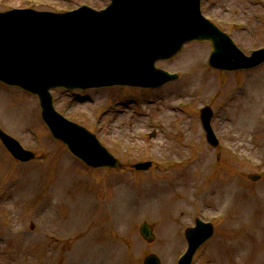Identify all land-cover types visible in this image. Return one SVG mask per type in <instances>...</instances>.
<instances>
[{
    "label": "rangeland",
    "instance_id": "obj_1",
    "mask_svg": "<svg viewBox=\"0 0 264 264\" xmlns=\"http://www.w3.org/2000/svg\"><path fill=\"white\" fill-rule=\"evenodd\" d=\"M110 4V0H0V12L66 13L83 6L100 11ZM202 14L247 56L264 47V0H203ZM191 52L202 62L196 77L199 69L195 70ZM211 53L209 42L192 43L174 60L158 63L157 68L178 72L181 78L157 91L53 92L56 110L95 134L122 163L120 171L84 166L52 138L36 97L0 84V101L23 112L14 120L0 114V129L37 155L28 164L16 162L0 141V264H143L150 254L159 256L161 264H178L187 249L184 232L197 219L212 222L215 234L193 264H264V233L256 227L264 225V65L253 71H216L208 64ZM205 106L214 112L218 148L206 142L200 120ZM247 108L255 116L244 114ZM145 162L153 164L149 171L133 169ZM205 162L206 170L196 167ZM174 175L192 181L184 200L203 194L205 201L196 205L186 201L166 228L159 216L141 214L136 199L169 183ZM256 175L262 178L251 182L249 176ZM90 192L104 206L102 224L85 211ZM135 209V215L128 216L131 232L125 233L117 227L128 218L122 213L133 214ZM69 216L75 219L72 225L66 222ZM112 216L117 225L103 229L93 239L99 248L91 246L89 255L82 257V234L102 227ZM86 217L91 221L80 228L77 220ZM144 222L154 228L153 244L140 236Z\"/></svg>",
    "mask_w": 264,
    "mask_h": 264
},
{
    "label": "water",
    "instance_id": "obj_2",
    "mask_svg": "<svg viewBox=\"0 0 264 264\" xmlns=\"http://www.w3.org/2000/svg\"><path fill=\"white\" fill-rule=\"evenodd\" d=\"M112 1L109 9L100 13L86 7L63 15L31 10L0 13V81L37 95L42 118L54 138L95 169H119L120 164L94 136L54 111L51 89L160 87L176 77L156 69L155 63L172 59L193 41L212 42L209 62L217 70H249L264 63L258 53L244 57L230 39L203 19L201 0ZM211 117L212 112L206 109L202 121L208 142L216 146ZM83 136L92 143L81 144ZM0 138L17 160L34 159V154L1 130ZM150 167L143 164L136 169ZM141 234L148 241L154 240L147 224ZM212 234V226L197 221V227L186 232L189 251L179 264H191L194 253ZM145 264L160 263L150 256Z\"/></svg>",
    "mask_w": 264,
    "mask_h": 264
},
{
    "label": "bare ground",
    "instance_id": "obj_3",
    "mask_svg": "<svg viewBox=\"0 0 264 264\" xmlns=\"http://www.w3.org/2000/svg\"><path fill=\"white\" fill-rule=\"evenodd\" d=\"M200 8H202L201 2H200ZM235 47L239 51V48L237 46H235ZM262 51L263 50H261L256 56H263L264 57V51L263 52ZM189 54L193 55L192 52ZM192 62L194 64H196L195 70L197 68L199 69L198 72L196 73V75L193 74V76L196 77L197 75H200V73L202 72L201 71L202 69H200V67L202 66V65L200 66V64L202 63L200 56H194L193 55L192 56ZM263 65H264V63L261 64V66H257L251 70L252 71L256 70V69L262 67ZM240 71H243V70L239 69V70H234L231 72L235 73V72H240ZM253 102L255 103V98L253 99ZM8 105H9L8 103L5 105V102L0 101V109H1L0 114H1V116H4L3 119L7 116L8 117L10 116L9 119L14 120V118L18 117L20 114L23 115L22 114L23 112H20L21 108H18V107L10 108L9 107L10 105L9 106ZM245 110L246 111H244V114L251 112V110H249L248 108ZM251 113H253V115L255 116L254 111ZM87 133H89V132H87ZM90 135H92V134H90ZM87 136H85V137L83 136L82 143L80 140H79V143L91 144L92 142L89 141ZM195 164H197V163H195ZM191 165H193V164H191ZM208 166H209V163L205 162L203 165H202V163H198V166H196V167H202L204 170H206V168H208ZM119 170H116V171H119ZM176 177L177 176H175V178L172 181H170L169 183H167V184L164 183L163 185H160L155 191H153V192L149 191V193L147 195H144L143 199H138V198L136 199L137 203L139 204V212L141 214H144V215L146 214L148 216H153V217L159 216L160 219H163L164 225H167L166 228H168L171 223H174L173 222L174 219H172V217L174 215L182 213V210L180 208L182 207L183 204L187 203L186 201H188V200H184L186 198V196L188 195V193H186V190H187L186 185H188V184L192 185L191 179L187 180L188 178H181V177L176 178ZM76 179L78 180V181L77 180L76 181L79 182L78 177H76ZM183 185H185V186H183ZM191 190L194 191L195 187L190 188V192H191ZM58 194H59V196H62V193L60 191L58 192ZM88 194H87V198H86L85 204H84L85 211H87V216L92 217V215H94L96 218H98L97 221H99L102 218V214L105 212L104 206L100 205L99 203H97L95 201L96 197H95L94 193L90 192ZM125 195H128V194H125ZM119 200H120V198H118V201ZM204 201H205V198H204L203 194H199L196 196L194 194L193 200L188 201V202H190L191 204L195 203V205H196V204H201ZM142 207H144V208H142ZM137 211H138V209H135L133 211V214H130L128 212H123L122 214L124 215V217L129 216L131 218V216L135 215V213ZM129 217L127 219H124L123 224L118 223V225H117V224H115L116 222L113 221L114 216H112L109 221H105V223L102 225V227L97 226L96 228H93L92 230H90L88 228L82 234V237H83V241H82L83 242V254H82V257H87L89 255V254H87V252H89L88 250L91 246L94 245V246H97L99 248V245H97V244H99V242L93 241V239L95 237L99 236V234H101V231L103 229L107 231L111 226H113V224H115V225H117V227L119 229H120L119 225L122 226V229L124 230L125 233H130L131 232L130 225H131L132 219L130 220ZM72 221H75V219L73 217L69 216L66 219V222L70 223V225H72ZM78 221H81L80 228H87L86 225L88 222L91 221V218L89 220L87 217L85 219L80 218L79 220H77V222ZM98 223L102 224L101 221H99ZM256 227L258 228L257 230H260L264 233V225L263 224H258ZM68 231H70V230H68ZM151 244H153V243H151ZM98 252H99V256H100L101 255L100 249H97V253Z\"/></svg>",
    "mask_w": 264,
    "mask_h": 264
}]
</instances>
